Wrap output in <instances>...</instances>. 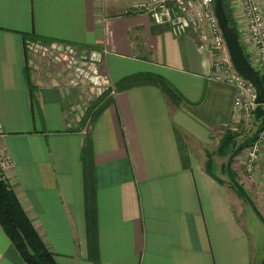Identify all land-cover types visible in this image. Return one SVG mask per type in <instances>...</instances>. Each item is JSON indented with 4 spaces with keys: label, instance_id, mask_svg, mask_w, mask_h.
Wrapping results in <instances>:
<instances>
[{
    "label": "crops",
    "instance_id": "crops-1",
    "mask_svg": "<svg viewBox=\"0 0 264 264\" xmlns=\"http://www.w3.org/2000/svg\"><path fill=\"white\" fill-rule=\"evenodd\" d=\"M134 3L0 0V145L14 159L7 180L56 264H93L90 220L100 264H261L232 188L206 171L225 130L245 124L236 89L212 78L214 59L192 37L130 13ZM27 39L107 51L110 95L93 120L68 118L80 92L65 68L32 59ZM88 137L91 187L82 160ZM241 156L232 168L238 180L251 196L264 194V160L253 182ZM253 200L264 218V198ZM0 264H27L1 225Z\"/></svg>",
    "mask_w": 264,
    "mask_h": 264
},
{
    "label": "built area",
    "instance_id": "built-area-1",
    "mask_svg": "<svg viewBox=\"0 0 264 264\" xmlns=\"http://www.w3.org/2000/svg\"><path fill=\"white\" fill-rule=\"evenodd\" d=\"M214 5L215 0H151L135 2L129 12L149 16L156 25L167 27L176 37H192L199 50L208 52L214 59L212 78L235 87L234 110L243 115L245 122H253L256 120V90L232 65ZM229 6L238 20L236 29L241 45L249 50L251 65L264 77V0H229ZM24 42L30 56L47 57L54 63L65 65L75 86L85 89V85H91L93 91L98 90L100 94L110 90L109 79L106 77L103 81L99 72L106 50L85 49L59 41L43 43L27 39ZM1 130L0 124V135ZM256 139L258 141L249 150L246 161L250 173L255 170L264 145V129ZM13 167V157L0 145V178L6 180V174Z\"/></svg>",
    "mask_w": 264,
    "mask_h": 264
},
{
    "label": "trees",
    "instance_id": "trees-1",
    "mask_svg": "<svg viewBox=\"0 0 264 264\" xmlns=\"http://www.w3.org/2000/svg\"><path fill=\"white\" fill-rule=\"evenodd\" d=\"M224 9L226 15L229 19L230 26L233 27L236 31V22L233 18L232 11L229 6V0H223ZM26 78L29 84L30 89H32L31 85V77L28 71H26ZM263 86H264V78L260 76ZM130 84H134L139 81L137 78H132L128 80ZM164 91L170 96L174 102L178 98V95L171 90V88L167 85L164 86ZM106 95L100 97L98 99V104H100ZM106 106V105H105ZM94 105L91 104L86 111V115L83 117V124H86L87 121L93 120L94 117L97 116V113H94ZM92 118V119H91ZM261 122L259 126V131L264 129V120H257ZM241 135L239 132H234L231 129L225 130L222 139L220 141V145L218 148V154L221 156H229L231 160H235L237 156L240 155L242 150L252 141L254 140L255 134L250 137V139H246L241 144L238 143ZM213 154L208 153L207 163H206V171L207 173L216 179L221 184H225L223 180L214 174V161ZM82 160L84 163V176L86 180V185L91 187L93 186V170H94V161H93V151H92V141L88 137L86 140V145L82 152ZM224 173L228 176L227 166L223 167ZM236 177L235 173L233 172ZM230 187L237 192L242 200L246 204V199L242 196V194L236 189V187L229 181ZM87 193L89 194V188H87ZM89 232H88V241H89V251H90V260L93 264H100L98 254H97V235L95 226L93 222L89 221ZM0 225L6 235L9 237L18 253L22 257V259L27 264H56L55 256L47 247L46 243L34 227L32 221L29 219L26 214L23 206L21 205L17 195L15 194L11 184L4 179L0 178Z\"/></svg>",
    "mask_w": 264,
    "mask_h": 264
},
{
    "label": "rangeland",
    "instance_id": "rangeland-1",
    "mask_svg": "<svg viewBox=\"0 0 264 264\" xmlns=\"http://www.w3.org/2000/svg\"><path fill=\"white\" fill-rule=\"evenodd\" d=\"M135 1V2H139V1H151V0H101L102 4L104 5H109V4H114L116 5L117 8L119 9H124V8H127L130 6V4ZM187 1H193V0H187ZM195 2V1H194ZM32 57V56H31ZM32 59H39V60H44V61H48L52 66H61L62 68H65V65L63 64H57V63H54L51 59L47 58V57H42V56H35L33 54V57ZM67 71V70H66ZM99 72L101 74V77L103 79V81H106V71L103 67V63L102 65L100 66V69H99ZM67 73V72H66ZM68 74V73H67ZM67 84H69L71 87L73 88H76L78 90V94L80 92V95H81V98H80V101L79 103L81 104L80 107H72L71 110H69L68 112V118L71 120H76L77 118H81V117H84L86 115V110L88 105L90 106L91 104L94 105V109L96 107L99 106V102H98V99L102 96H104V94L106 95L105 98H109V95H110V92L109 90L100 94L98 93L99 91L96 90V92L93 91L91 85L89 86H86L85 85V89H83L82 87L80 86H75L76 84L74 83H71V76H67V81H66ZM88 84V83H87ZM89 94H87V92ZM236 97V96H235ZM235 101V100H234ZM85 113V114H84ZM84 114V115H83ZM256 114V113H255ZM75 115V117L73 116ZM258 119L256 118V120H252L253 122L249 121L248 122H245V124H243L244 126L241 127L240 129V135H241V139L238 140V143L241 144L242 142H244L246 139H250L251 136L254 135V132H255V129H256V125H254V122L257 121ZM258 122V121H257ZM88 123V121H87ZM86 123V124H87ZM1 124V123H0ZM74 124H76V122H74ZM247 125H250V126H247ZM2 126V125H1ZM88 128H89V124L86 125ZM232 130V129H231ZM263 130V129H262ZM260 130V131H262ZM234 131V130H232ZM238 131V130H237ZM237 131H234V132H237ZM259 131V129H258ZM257 131V133L255 134V137L257 138L259 132ZM2 133L3 131L1 130V135H0V138L2 136ZM254 139L252 140L243 150L242 152L240 153V155L242 154V156L240 157L241 159V162H240V166L241 168H243V170L245 171L246 173V176L251 180V181H256V177H257V166L258 164L260 163L261 160H264L263 156H264V145L261 147L260 149V156H259V159L258 161L255 163V170L253 172H248L247 170V166H246V161H247V156H248V152L249 150L253 147V145L258 141V139ZM210 153V152H209ZM214 153L213 154V161L216 162V159H221L218 161V165L214 162V166L216 169L215 171H217V175L219 178H221V180L223 179L224 182L229 185V178L228 176L224 173L223 171V167L227 164L228 162L231 160L229 158V156H221L218 154V151H214L212 152ZM208 159V157H207ZM235 161L232 160V165H231V172L233 174V164H234ZM220 168V169H219ZM235 173V172H234ZM234 175V174H233ZM236 175V174H235ZM235 177V176H234ZM5 179L7 180V177L5 176ZM235 179L240 183V181L238 180V177L236 175ZM8 181V180H7ZM241 184V183H240ZM230 186V185H229ZM241 186L244 188V186L241 184ZM245 189V188H244ZM232 193H234V198L236 199L237 201V206H236V209H237V213L240 217V219L242 220V222L248 227V231L251 232V237H252V240H253V246L255 248V251L256 253L259 254L261 253V251L264 253V224L256 217V215L254 214L253 210L251 209V207L249 206V204H246L244 202V200H242L240 198V196L237 194V192L235 190L232 189ZM248 193V192H247ZM249 194V193H248ZM237 195V196H236ZM250 195V194H249ZM253 196V197H252ZM250 195V197L253 199L255 198V200H257V202L260 204L261 203V200L264 198V194H254V195ZM261 196V197H260ZM260 197V199H259ZM262 198V199H261ZM241 203V204H240ZM248 203V202H247ZM48 247V246H47Z\"/></svg>",
    "mask_w": 264,
    "mask_h": 264
},
{
    "label": "water",
    "instance_id": "water-1",
    "mask_svg": "<svg viewBox=\"0 0 264 264\" xmlns=\"http://www.w3.org/2000/svg\"><path fill=\"white\" fill-rule=\"evenodd\" d=\"M215 15L217 17L221 32L223 34L226 46L230 55L232 65L236 72L240 74L246 81L252 84L256 90V105L257 109L255 111L256 118L261 120L264 118V86L262 80L254 67L248 60L239 40V35L237 31L230 26L229 19L226 15L223 0H215L214 5ZM232 160L227 164V170L229 174L230 182L236 187V189L242 194L246 199L249 206L253 210L256 217L264 224V218L260 211L258 210L254 200L246 192V190L241 186V184L235 179L231 172ZM264 264V258L261 262Z\"/></svg>",
    "mask_w": 264,
    "mask_h": 264
}]
</instances>
